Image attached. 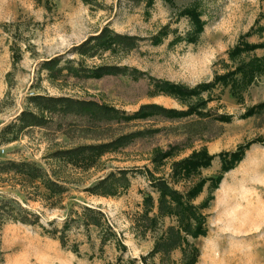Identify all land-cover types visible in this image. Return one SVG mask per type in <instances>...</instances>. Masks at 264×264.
Returning <instances> with one entry per match:
<instances>
[{"label": "rangeland", "instance_id": "374dc122", "mask_svg": "<svg viewBox=\"0 0 264 264\" xmlns=\"http://www.w3.org/2000/svg\"><path fill=\"white\" fill-rule=\"evenodd\" d=\"M194 6L206 24L199 39L190 42L192 23L182 12ZM263 24L264 0H155L151 7L147 0H0V162H35L67 188L54 195L28 176L0 173V200L23 209L32 220L39 216L36 224L9 220L1 225L0 264H187L192 255L195 264H264V143L253 142L264 141V112L242 118L264 103V72L248 83L240 70L254 59L264 61V48L234 59L229 55L237 46L263 45ZM104 28L144 39L133 50L114 47L81 55L78 47ZM55 58L62 68L119 66L131 71L87 79L63 70L52 77L44 63ZM231 73L227 81L188 98L159 92L154 85L161 80L193 89ZM39 94L94 100L128 114L159 105L180 111L198 108L207 115L95 123L37 109L29 98ZM26 110L50 122L4 135ZM221 115L233 120L220 121ZM146 130L150 133L145 138L92 159L71 161L57 155ZM249 143L244 159L223 175L217 189L211 179L222 174L219 157L190 178L174 174L175 164L194 153H235ZM164 153L169 155L159 159ZM120 170H133L127 189L108 197L87 192ZM152 178L167 180L183 195L209 180L192 200L205 217V234L193 238L183 232L182 246L168 255L156 248L170 227H179L178 219L159 215ZM149 195L154 198L150 211L144 203ZM88 206L105 213L104 223L118 242L103 247L105 228L82 224V208ZM67 221L62 244L60 233L51 232L62 230Z\"/></svg>", "mask_w": 264, "mask_h": 264}, {"label": "trees", "instance_id": "16d2710c", "mask_svg": "<svg viewBox=\"0 0 264 264\" xmlns=\"http://www.w3.org/2000/svg\"><path fill=\"white\" fill-rule=\"evenodd\" d=\"M140 1V0H137ZM142 1V0H141ZM168 3H172L174 0H166ZM155 0H147V6L151 7ZM183 16L188 17L192 23V31L189 33L187 40L190 42H196L200 35L203 33L204 26L206 22L202 19L201 12L198 7H189L182 12ZM264 31V24L260 28V32ZM163 34V32H162ZM144 39V38H143ZM143 39L131 36L123 35L117 32H112L109 28H104L98 36H92L87 39L78 48V52L83 54L95 55L99 49L112 50L114 47H119L123 50H133L136 49ZM160 42V37L154 38V43L158 44ZM258 48H264L263 45H245L237 46L233 51L230 52V57L235 58L236 56L242 54L243 52H249ZM263 60L254 59L249 62L248 65L240 68L241 71L245 72V80L250 83L257 73L264 72ZM60 58H55L49 62L44 63V67L49 70L52 77L59 76L62 74L63 70H67L68 73H72L73 76L78 78L87 79H99L105 76L114 75H127L131 71L125 67L119 66H101L97 69H86V68H75L73 66H67L66 68L59 67ZM235 73H231L224 76H219L216 81L212 83H205L199 85L193 89L184 88L178 84H172L165 81H155L154 85L156 90L159 92H165L173 96L188 98L190 96H199L205 91L214 88L220 80L227 81L229 78L234 76ZM140 77H144L142 73H139ZM30 103L33 104L37 109L47 113L55 114L60 113L62 115H75L78 117H87L90 121L95 123L101 122H116V121H129L131 120H144L148 116L156 115L166 118H176V117H187L191 115H197L200 117H206L207 114L200 111L198 108H190L188 111L180 110H170L159 105H145L139 111L128 114L127 112L120 110L116 107L108 106L102 103H98L94 100H81L74 97H61V96H46L38 95L31 96L29 98ZM203 106L204 103H201ZM264 112V103L252 107L247 111L242 118H251L254 114ZM218 120L225 122H231L233 118L227 115H221L217 117ZM50 122L44 115H38L31 111H25L18 117V123L12 124L6 129L4 135L7 133H14V131L25 130L26 128L41 127L47 125ZM150 133V130L132 132L131 134H126L119 136L116 140L110 143H104L98 146H86L79 147L76 149H71L70 151L58 152L57 155H61L65 159L69 160H87L88 158H94L96 156H101L112 150H117V148H124L130 146L136 139L145 138L146 135ZM253 142H262L263 140H257ZM252 143L240 146L237 152L227 153L222 152L220 155H210L206 151L199 153H194L192 157L177 162L174 168V174L180 175L186 178H190L193 174H197L201 169H207L212 164V161L219 157L222 163V174L217 178L211 179V186L217 189L223 180V175L226 172L234 169L237 164L242 161L246 155V152L250 149L249 147ZM168 153H164L159 156V159L168 156ZM133 171V170H132ZM129 170H120L117 174L112 173L109 176L102 178L96 185L88 188L87 192L92 195L97 196H115L118 193L119 188L127 189L131 185L130 178L128 177ZM18 173L20 175L28 176L34 181H39L54 195L63 194L67 191V188L62 184H58L52 181L43 167L39 166L35 162H17V161H4L0 162V173ZM152 188L158 193V206L157 211L159 215L163 216H176L178 219L179 227H170L168 229L167 236L158 243L156 250L163 255H168L170 252L179 249L184 240L183 232L191 237L195 238L201 234H205V217L201 213L200 209L192 204L194 197L198 196L202 191L204 186L208 183L206 179L202 180L198 185L193 187V189L183 195L180 191H176L167 180L154 179L151 180ZM146 208L150 211L154 207V198L149 195L144 201ZM35 215V214H34ZM24 211L23 209L17 208L13 203L7 200H0V228L1 225L9 220H16L24 224H36L39 223V216H33ZM105 213L96 210L91 207H83L80 218L82 224L89 228V226H94L96 228L104 229V234L101 237V243L104 247L106 244L117 240V234L108 224L104 223ZM106 222V220H105ZM70 222H66L62 227V230H54L51 234H59V239L62 244H65L64 237L65 232L69 230ZM196 256H190L187 264H195ZM124 264V263H119ZM130 264H135V261L130 262Z\"/></svg>", "mask_w": 264, "mask_h": 264}]
</instances>
